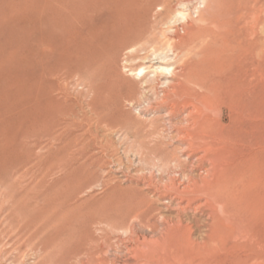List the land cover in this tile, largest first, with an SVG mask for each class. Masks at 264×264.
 Masks as SVG:
<instances>
[{
    "label": "rangeland",
    "instance_id": "rangeland-1",
    "mask_svg": "<svg viewBox=\"0 0 264 264\" xmlns=\"http://www.w3.org/2000/svg\"><path fill=\"white\" fill-rule=\"evenodd\" d=\"M148 1L153 2L96 1L93 5L99 9L85 24L93 30L95 25H107L114 32L116 25H124L125 16L147 10V36L134 47L132 53L137 54L122 51L120 57H105L90 69L82 46L73 53L74 41L69 45L66 41L67 50L60 54L58 65L53 63L61 64L74 77L61 83V91L54 95L40 96L34 81L48 69L31 52L38 50L40 27L76 25V7L81 2L0 0V264H159L170 257L161 244L168 224L179 219L195 243L209 245L211 256L201 257L208 264H264L242 261L253 251L247 247L250 237L245 227L227 229L219 237L211 235L210 211L199 208L205 201L201 199L195 209L180 214L178 200L169 188L174 184L182 188L189 178L199 176L196 149L210 142L200 131L202 114L196 116L201 113L196 108L206 110L200 102L206 91L200 86L202 71L194 69L195 65L207 49L215 47L223 52L215 69L222 85L243 75L252 79L257 72L252 59L248 62L251 67L240 73L233 65L239 62L243 47L252 52L256 46L264 26V3ZM236 1L247 2L237 9ZM237 26L249 30L246 39L223 44L222 34ZM57 29L58 34L50 29L52 36L62 39L65 31ZM210 38L214 40L205 44ZM126 41L128 48L138 43ZM162 55L168 56L167 64L157 63ZM148 56L155 60L145 64L149 68L145 79L129 72L128 67L137 69ZM130 57L135 59L127 63ZM26 60L36 66L31 68ZM184 66H193L195 73L189 71L181 78ZM157 67H168L177 75L160 77L153 73ZM108 71L124 89L134 88L135 93L111 104L109 96L99 92L100 76ZM171 81H184L179 84L182 98H165ZM213 105L215 111L208 121L215 129L227 127L231 112L224 109L222 118L221 104ZM46 111L55 112L53 123ZM51 129L55 130L53 136L49 135ZM188 144L196 151L191 152ZM218 213L225 218L222 210Z\"/></svg>",
    "mask_w": 264,
    "mask_h": 264
},
{
    "label": "bare ground",
    "instance_id": "bare-ground-1",
    "mask_svg": "<svg viewBox=\"0 0 264 264\" xmlns=\"http://www.w3.org/2000/svg\"><path fill=\"white\" fill-rule=\"evenodd\" d=\"M96 1L98 0H75V4L76 3L79 4V2H81L80 8L76 7L78 9V11H76L75 14L76 17L74 16V14H72L75 17L74 24L76 25L47 24V25H42V27H40L41 36L37 41L38 50H35L33 48L31 49V52L34 51L33 56L38 58V61H40L39 63L42 64L43 62H46L45 64L47 66L49 65L48 66L49 68L46 66L48 70H46L41 75L39 74L37 80L34 81L35 82L34 89H36V91L39 92V95L40 94L41 95L43 94V96L44 94H46V96L54 95L56 92L61 91L63 87L61 83L74 77V74H70V73L66 74L62 68L63 66L61 67V64L60 66H57L58 65L57 61H59L57 59L61 57L60 54H62V52L67 48V43L68 45L71 43V40L72 43L74 41L73 44H75L73 47L75 49V50L73 49L74 51L73 53L77 52L78 50L77 47H79V45L82 46L81 47L83 48L82 55L84 57H89L88 67L90 68V66L93 64L97 65L101 63L105 59V57L108 56H111L113 58L120 57L118 56V54H120V52L122 51H127L126 52L127 55L134 54L132 53L135 51L134 47L140 44V42L142 43V41L146 38L148 20L147 22H145V17L147 15L146 14L147 10H144L143 13L134 12L125 16L124 25H116L117 27L114 32L107 30V25H95L96 30L91 29L92 25H85L87 23L86 19H88V16L91 15V13L93 12H97V10L99 9L97 8L98 7L97 5H93ZM135 1L136 0H132L133 3H135ZM139 1L142 2V0ZM127 2L128 0L126 1L123 0V3H127ZM148 2L149 1L147 0V2L144 3L146 4ZM246 2L247 1H245V3ZM259 2L264 3V0H259ZM245 3H243L242 1L234 2L235 7L237 9L244 8V6L246 5ZM130 4L128 5L130 6ZM123 5L126 6V4ZM35 27H38V25H36ZM51 28L54 30L55 29L58 30L57 28H59L60 30H62V33L63 31H65L64 37L63 38L61 37L62 39H58L54 37V35L52 36L53 33H51L50 30ZM34 29H32L33 36L35 31ZM152 31L153 30H151V33ZM27 32L28 34H32L29 33L31 32V30L30 31L28 30ZM248 32L249 30L247 28H244L243 26L234 27L227 33L222 34L221 36L222 43L223 44L228 43L231 39L232 41H230L229 43H233V40H245L248 35ZM174 33H176V31H174ZM29 36L32 37V35ZM126 39L138 43L135 44L134 46L130 44L132 45V48H128ZM27 40L30 41V39ZM213 40H211L210 38V40H206L204 43L209 44ZM263 44H264V26L260 28L258 34V42L256 43V46L253 48L252 52L247 48L243 47L242 51H240L239 53L240 55L239 62L233 65L234 69L240 73L247 67H251L250 65L248 66V62L251 61L252 59L255 68H257L255 70V72L257 71L255 73V76L252 75L253 77L252 79H247V77L243 75L242 78L238 79L237 81L230 82L228 84L223 83V85L220 83L219 80H217L215 73V69L219 67L218 64L219 57L222 55L223 52H221V50L220 51L217 50V48L215 47H211L209 49L206 48L207 50L204 52L202 60L195 65L194 69L200 68V70L202 71L201 73L202 80L201 82L200 81L199 82L201 88L204 91H206L204 95L201 94L203 97L200 100L202 107H204L206 110L204 111L200 107L196 108L198 109L197 110L198 112L199 111L201 112L200 114L198 113L199 115L197 114L196 116H200L202 114L200 116L201 118L198 117L197 121H199L200 118V124L202 127L200 131L204 132L205 140H208L210 142L202 143L203 144L201 145L202 147L196 149L199 150L198 152L200 153L198 154L199 157L197 158L198 160L197 167L200 170V174H198L199 176L194 179L189 178V182L186 185H183L182 188L177 187L176 184L171 185V187H169L171 192L175 193L176 199L178 200L176 206L178 207L180 214L185 213L190 209H193L196 203L201 199L205 201L202 204V206H199V208L200 209L204 208L210 211L211 235L216 234L219 237V235L223 234V232L227 229L231 230L232 228L235 227L236 228L245 227L248 230V234L250 237V243L249 244L247 243L248 244L247 247L253 250L250 254H248V256L246 255V257L244 256L245 258L242 259V261L244 260L246 262L252 260L258 262L259 261L264 262V45ZM189 45L192 44L189 43ZM200 45H202V42ZM185 50L186 49H184V51ZM154 55L152 57H154ZM191 55L195 56V53ZM152 57L148 56L146 58H143L141 60L143 65H141L137 69L134 67H128L130 68L129 72L131 73L136 72L135 74L143 75L145 79L147 74L146 71L149 69L145 67V64L153 63L155 59H151ZM31 58L32 57H30L29 59ZM24 59H28V58H24ZM133 59L135 58L130 57L129 59H127V63H129ZM168 59H169L168 56L162 55L160 57H157L156 60L157 61L159 60V62H157L159 64H167ZM61 61L60 63H62ZM53 62H55L57 65L54 64ZM27 64H29L28 61ZM27 64L25 63V65ZM34 65L36 66V64H33V67H35ZM42 65H44V63ZM228 66L230 67V65ZM185 67L186 66L183 67L184 69L181 68V72H180V75L182 76L181 78L185 77V75H187V73L191 71V69L193 68V66H188L187 68ZM169 71H171V73H168ZM24 72H28V71H24ZM110 72L108 71V74ZM192 72L193 71H191V73ZM153 73H156L158 76L160 75V77L166 74H171L170 76L171 79L177 75L174 72V70H170V68L168 67H157V70H155ZM191 73H189V75ZM28 74L29 72L27 73V75ZM108 74H104L100 76L101 81L100 80L99 81L102 82V84L100 86L99 92H101L102 95H106V96L108 95L110 98L108 96L107 97L110 100L111 104L112 102L116 104L117 102H119V100L122 99L123 96H127V95L130 96L135 93L134 88L124 89L123 84L120 83L118 77ZM217 75L219 74L217 73ZM180 83L177 84V82L173 83L172 81L169 83L168 90L165 93L166 99H170L173 96L181 94L180 92V90H182L181 85L184 83L179 85ZM129 86L131 87V84ZM132 87H135V85L134 86L132 85ZM220 88L223 91H219ZM184 93L187 94V92ZM43 96L42 98L44 99ZM180 97L182 98V95ZM215 103L221 104L220 113L222 118L224 116V109L227 108L231 112L232 115L230 116L231 118L229 120V125L227 127L222 126L219 129L218 128L215 129L216 125L214 128V126L210 124V122L208 121L209 114L215 111L213 105ZM46 106L47 105H45V107ZM46 113L50 114V112L48 113L47 111ZM54 113L55 112H52L50 116H48L50 118L49 121L51 120L52 123L53 120L55 119ZM37 122L38 121H36V123ZM54 134H55V130L51 129L49 135L53 136ZM188 149L191 152L196 151L192 145ZM219 210H222V212L225 215V218L218 216ZM149 226L151 229L153 228V226L151 225ZM187 231H188L187 226L183 224V221L181 219L177 220L176 222H172L168 224L165 233V238L161 244L163 250L170 253V257L167 259L165 258L162 259L160 263L158 262L159 264H178V263L180 264L184 262H188L189 264H208L207 262L202 260L201 257L209 254L210 252V249L208 248L209 245L207 244V242L204 244L195 243L191 238V235L190 234L187 235Z\"/></svg>",
    "mask_w": 264,
    "mask_h": 264
}]
</instances>
